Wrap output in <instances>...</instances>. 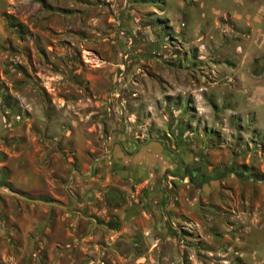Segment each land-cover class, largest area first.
<instances>
[{
    "label": "rangeland",
    "instance_id": "obj_1",
    "mask_svg": "<svg viewBox=\"0 0 264 264\" xmlns=\"http://www.w3.org/2000/svg\"><path fill=\"white\" fill-rule=\"evenodd\" d=\"M239 7L0 0V264H118L111 247L99 261L94 247L81 249L90 238L74 247L55 240L77 216L71 171H90L120 144L172 152L198 171L166 184L192 217L177 245L184 250L170 242L127 264L264 260V30L239 19ZM40 153L65 166L62 199L12 193L23 192L22 157Z\"/></svg>",
    "mask_w": 264,
    "mask_h": 264
},
{
    "label": "crops",
    "instance_id": "obj_2",
    "mask_svg": "<svg viewBox=\"0 0 264 264\" xmlns=\"http://www.w3.org/2000/svg\"><path fill=\"white\" fill-rule=\"evenodd\" d=\"M236 1L240 3V7L234 11L236 16L245 19L249 26L264 30V0ZM261 35L264 37V32L257 33V36ZM126 151L130 150L120 144L119 148L108 152L105 162L99 159L90 171L86 172L82 166L71 171L68 198L72 200V204L69 208L77 209V216L62 224L61 230H67L69 224L71 231L60 239L56 238V242L60 240L67 247H74L78 239L85 237L88 241L90 238L92 244H84L81 239V249L94 247L99 261L105 247H111L118 264H127L133 256L138 261H143L141 254L154 251L155 248L161 252L163 246L170 242L176 244L177 251L184 250L183 246L179 248L177 245L186 235L185 226L192 217L184 208L186 204L182 203L181 198L175 201L168 196L166 184L176 185L177 178H189L192 168L179 164L172 152L156 155L144 148ZM45 154L40 153L37 158L34 155L31 158L24 155L21 159L24 164L21 173L25 183L23 192L15 191L23 197L27 196L26 199L30 201L46 200L50 196L62 199L60 192L65 166H59L58 169L52 167L46 161ZM107 165H110L109 168ZM98 167L106 169L100 173L98 170L97 174ZM181 167L185 170L176 173ZM176 202L181 205L180 209L176 208ZM247 250L254 255L253 247ZM252 254L244 255L249 263L252 262ZM254 258L256 261V257ZM168 259L163 257V260ZM263 261L260 260L259 263L263 264Z\"/></svg>",
    "mask_w": 264,
    "mask_h": 264
},
{
    "label": "trees",
    "instance_id": "obj_3",
    "mask_svg": "<svg viewBox=\"0 0 264 264\" xmlns=\"http://www.w3.org/2000/svg\"><path fill=\"white\" fill-rule=\"evenodd\" d=\"M194 173H195V175H194ZM197 175H198V171L196 172V171H194V170H193L192 174H191V173L188 174V176H190V179H192V180H195L196 177H197ZM109 193H110V192H108L107 194L109 195ZM107 194H106V197H107V199L109 200V196H108Z\"/></svg>",
    "mask_w": 264,
    "mask_h": 264
},
{
    "label": "water",
    "instance_id": "obj_4",
    "mask_svg": "<svg viewBox=\"0 0 264 264\" xmlns=\"http://www.w3.org/2000/svg\"><path fill=\"white\" fill-rule=\"evenodd\" d=\"M9 192H11L10 190H8ZM13 194H16V195H18V196H20V197H23V196H21L20 194H17L16 192H12Z\"/></svg>",
    "mask_w": 264,
    "mask_h": 264
}]
</instances>
